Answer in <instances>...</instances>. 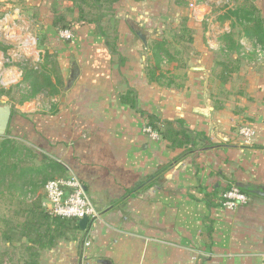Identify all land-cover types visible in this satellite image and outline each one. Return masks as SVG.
Instances as JSON below:
<instances>
[{"label":"crops","instance_id":"obj_1","mask_svg":"<svg viewBox=\"0 0 264 264\" xmlns=\"http://www.w3.org/2000/svg\"><path fill=\"white\" fill-rule=\"evenodd\" d=\"M4 6L14 8L0 16V30L9 34L0 42L10 47L0 51V71L20 59L37 65L47 54L62 82L54 97L16 105L11 130L60 167L51 179L75 176L98 212L85 229L77 222L66 238L39 250L38 264H264V50L258 56L244 38L237 52L221 50L223 33L237 39L240 32L220 19L233 2L120 0L111 20L116 55L94 25H74L71 40L60 37L64 30L51 22L66 0ZM159 40L172 59L160 54L156 67L147 48ZM7 76L21 81L15 70ZM140 111L180 121L202 142L173 149L151 140ZM242 125L255 131L249 145L237 135ZM231 186H251L253 196L226 210L219 198ZM24 243H0V264L28 261Z\"/></svg>","mask_w":264,"mask_h":264},{"label":"trees","instance_id":"obj_2","mask_svg":"<svg viewBox=\"0 0 264 264\" xmlns=\"http://www.w3.org/2000/svg\"><path fill=\"white\" fill-rule=\"evenodd\" d=\"M66 1L69 3L68 7L53 11L52 28L62 31L77 24L94 25L96 34L104 39L109 52L116 55L118 34L115 27L112 28L111 20L115 14L114 5L120 0ZM229 1L233 2L234 6L225 9L220 19L234 22L240 32L237 39L232 32L223 33L220 37L223 44L221 50L237 52L241 48L239 43L241 38L251 41L253 48L259 47L264 50V18L260 16L259 10L250 0ZM186 34V30L183 29L178 35V41H183ZM43 40H40V43ZM168 45L166 40H159L153 41L151 46H148L147 50H152L156 67L161 62L160 54L168 60L172 59L170 54L166 53L170 50ZM7 49L8 47L0 45V51L5 52ZM48 57L49 55L45 54L42 58L43 62L37 65L25 60L12 64L21 73V81L14 86L20 94L18 105L30 102L38 95L51 98L58 94V88L62 83L60 74L54 64L47 63ZM119 61L122 62L121 59ZM47 65L51 67L46 69ZM151 74L152 72L148 70L150 78ZM12 89L1 90L0 97H7ZM131 105L134 103L131 102ZM17 114L12 108L10 124ZM140 114L146 120L145 125L168 142L170 148L192 149L202 142L197 135L184 128L180 121H160L143 111H140ZM10 124L6 136L0 138V198L4 199L8 206L6 215L1 218L0 242L12 246L24 239V245L19 246L24 253H28L29 260L24 264H38L35 261L38 251L52 248L58 240L66 238L68 233L78 228V221L49 217L41 208L40 195L34 200H29L39 189H42L44 183L51 179L53 174L59 171L60 167L48 157L36 153L27 145L24 137L13 134ZM239 189L248 197L253 196L251 186Z\"/></svg>","mask_w":264,"mask_h":264},{"label":"built area","instance_id":"obj_3","mask_svg":"<svg viewBox=\"0 0 264 264\" xmlns=\"http://www.w3.org/2000/svg\"><path fill=\"white\" fill-rule=\"evenodd\" d=\"M0 36H4L7 40L9 34L0 30ZM60 37L71 40L72 34L69 30H64L60 32ZM256 53L258 56H263V51L259 47ZM143 131L151 140H157L159 137L158 133L148 126H145ZM237 135L245 145H249L255 136V131L249 125H242L238 128ZM42 194L41 208L51 218L76 221L83 218L88 220L98 218V212L87 197L81 182L72 174L47 180L42 187ZM248 201L249 197L246 194L238 187L231 186L221 193L219 203L226 210H235L246 205Z\"/></svg>","mask_w":264,"mask_h":264},{"label":"rangeland","instance_id":"obj_4","mask_svg":"<svg viewBox=\"0 0 264 264\" xmlns=\"http://www.w3.org/2000/svg\"><path fill=\"white\" fill-rule=\"evenodd\" d=\"M229 1V0H228ZM254 3H255V6H256V8L259 10V13H260V16L262 17H264V0H252ZM5 3H10V0H0V16H2V14H4L5 12H10L11 13V11H13V8L14 7H10V8H7V7H5L4 6V4ZM16 4V3H15ZM25 12L27 11V10H24ZM15 13L13 14L14 16H17L16 14H18V12H16V10L14 11ZM27 14H31V12L29 11V13L27 12ZM12 15V16H13ZM28 16H30V15H28ZM18 17V16H17ZM17 17H15V19H13V20H17L18 21V27L19 26H24V24L23 23H20L21 22V20H19L20 18H17ZM27 20V21H26ZM23 22H28V19H25V21H23ZM17 23V22H16ZM29 24V23H28ZM17 26V25H16ZM216 36V34H214V37ZM210 40L211 41H214V39L211 37L210 38ZM39 41V40H38ZM0 45H2V46H5V47H8V48H10L9 47V42H6L4 39H3V41L2 42H0ZM249 47V46H248ZM182 49V48H181ZM257 48H254V49H252V47L250 48V50H256ZM36 50L38 51V50H43V47L42 46H37L36 47ZM21 61V59L20 60H18L17 62H20ZM28 62H30L29 60H27ZM14 62V61H13ZM14 63H16V62H14ZM5 64H8L6 61L4 62V65ZM12 70H15L16 72H18V73H20V71H19V69L17 68V67H11V66H9V67H7L6 65L3 67V69L0 71V74H1V76H0V91L1 90H4V91H7V90H10V88H13L12 89V92L10 93V95H8L7 97H0V100H2V101H4V102H6V103H8L13 109H15V107H16V105H18V102H19V100H20V94L18 93V91L16 90V89H14V86L15 85H17L19 82H20V80L18 79V81H13L12 83L11 82H9L8 80H9V77L7 76V72L8 71H12ZM46 102V100H45V97L44 98H40L39 100H38V103H39V105H38V107H39V109L41 110L43 107L42 106H44L45 103ZM23 107V106H22ZM21 107V108H22ZM14 134V133H13ZM6 136V135H5ZM38 195H40V189L37 191V193L35 194V195H33V197L32 198H30L29 200H34ZM7 209H8V206L6 205V203H5V200L4 199H1L0 198V228H2V222H1V218L4 216V214L6 215V211H7ZM1 243V242H0ZM1 246V245H0ZM2 247V246H1ZM2 249V248H1ZM9 251H10V249H8ZM11 252V251H10ZM6 254H9L8 252H6V253H3V255H6ZM6 264H16L15 262H14V260H12V259H9V260H7V262H6Z\"/></svg>","mask_w":264,"mask_h":264},{"label":"water","instance_id":"obj_5","mask_svg":"<svg viewBox=\"0 0 264 264\" xmlns=\"http://www.w3.org/2000/svg\"><path fill=\"white\" fill-rule=\"evenodd\" d=\"M137 36L139 38H141V40L143 41L144 44H146V38L145 36L141 35V34H137ZM198 69V68H196ZM11 112H12V108L11 106L0 100V138L5 137L10 121H11ZM238 188H244L243 186H238ZM256 194H260L259 191L255 192ZM88 219L87 218H83L81 220L78 221L79 227L82 229H85L86 225H87Z\"/></svg>","mask_w":264,"mask_h":264}]
</instances>
